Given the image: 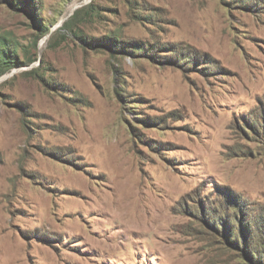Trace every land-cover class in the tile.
Listing matches in <instances>:
<instances>
[{
	"label": "rangeland",
	"instance_id": "rangeland-1",
	"mask_svg": "<svg viewBox=\"0 0 264 264\" xmlns=\"http://www.w3.org/2000/svg\"><path fill=\"white\" fill-rule=\"evenodd\" d=\"M0 264H264V0H0Z\"/></svg>",
	"mask_w": 264,
	"mask_h": 264
}]
</instances>
